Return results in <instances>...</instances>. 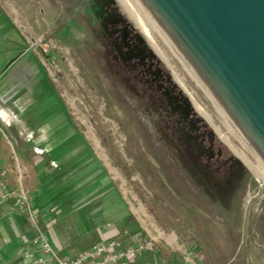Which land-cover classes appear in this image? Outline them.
Masks as SVG:
<instances>
[{
  "label": "rangeland",
  "instance_id": "obj_1",
  "mask_svg": "<svg viewBox=\"0 0 264 264\" xmlns=\"http://www.w3.org/2000/svg\"><path fill=\"white\" fill-rule=\"evenodd\" d=\"M0 11L45 69L75 146L107 169L129 217V229L105 214L89 220L101 224L98 239L73 257L52 247L58 257L69 262L118 238L143 241L133 264H264L263 182L197 111L118 0H0ZM35 252L28 258L38 264Z\"/></svg>",
  "mask_w": 264,
  "mask_h": 264
},
{
  "label": "crops",
  "instance_id": "obj_2",
  "mask_svg": "<svg viewBox=\"0 0 264 264\" xmlns=\"http://www.w3.org/2000/svg\"><path fill=\"white\" fill-rule=\"evenodd\" d=\"M24 46L17 29L0 11V61H5L0 66L2 117L17 146L31 210L54 250L73 257L82 251L85 238L89 237L87 243L91 235L100 236L101 224L95 228L89 220L105 214L112 227L121 222L129 229V217L124 216L107 169L91 152L75 146L78 134L63 103L37 56L27 47L22 50ZM7 152L0 140V164L15 174ZM34 238L26 215L9 204L0 207V264H35L22 255L25 249L37 255ZM43 264L50 263L46 259Z\"/></svg>",
  "mask_w": 264,
  "mask_h": 264
},
{
  "label": "water",
  "instance_id": "obj_3",
  "mask_svg": "<svg viewBox=\"0 0 264 264\" xmlns=\"http://www.w3.org/2000/svg\"><path fill=\"white\" fill-rule=\"evenodd\" d=\"M264 174V0H128Z\"/></svg>",
  "mask_w": 264,
  "mask_h": 264
},
{
  "label": "built area",
  "instance_id": "obj_4",
  "mask_svg": "<svg viewBox=\"0 0 264 264\" xmlns=\"http://www.w3.org/2000/svg\"><path fill=\"white\" fill-rule=\"evenodd\" d=\"M0 109V137L5 141L10 159L15 166V174H11V170L0 164V207L5 204L11 205L15 210L26 215L27 220L35 233V239L32 245L35 250H39L42 254L36 260V263L43 264L46 261L45 255L53 257L55 264H133L136 258L141 254L145 245L129 246L122 249L119 241L114 240L108 245H95L91 250L82 252L71 261H66L56 255L52 245L50 244L48 235L40 225L36 214L31 210L30 198L24 185V177L19 168L18 153L12 143V138L8 137L2 128V124L9 126L2 117ZM34 152H39L34 149ZM171 244V243H169ZM24 258L33 257V253L28 250L24 254ZM32 259V258H29Z\"/></svg>",
  "mask_w": 264,
  "mask_h": 264
},
{
  "label": "bare ground",
  "instance_id": "obj_5",
  "mask_svg": "<svg viewBox=\"0 0 264 264\" xmlns=\"http://www.w3.org/2000/svg\"><path fill=\"white\" fill-rule=\"evenodd\" d=\"M125 12L128 14L130 20H132L141 33L146 37L154 51L164 61L170 70L173 72L176 80L182 87V89L191 97L197 111L202 115L203 118L209 123L211 127L221 136L222 140L235 152L239 157L249 165L252 172L260 179L264 184V174L258 168V166L253 162V160L247 155V153L242 149V147L237 143V141L232 137V135L226 130V128L221 124V122L216 118V116L210 111V109L205 105V103L200 99V97L194 92V90L189 86V84L184 80L182 75L179 73L177 68L174 66L170 58L167 56L165 51L162 49L160 44L157 42L155 37L152 35L148 27L145 25L143 20L140 18L138 13L135 11L133 6L128 0H118ZM144 214V212H143ZM170 243L175 242L174 236H169ZM169 242V241H168Z\"/></svg>",
  "mask_w": 264,
  "mask_h": 264
},
{
  "label": "trees",
  "instance_id": "obj_6",
  "mask_svg": "<svg viewBox=\"0 0 264 264\" xmlns=\"http://www.w3.org/2000/svg\"><path fill=\"white\" fill-rule=\"evenodd\" d=\"M64 26H65V23H62V25L60 26V29H62ZM88 239H89V237L85 238L84 241H83V244H84ZM116 239H117V241H119V242L121 243V241H120L118 238H116ZM141 240H143V239H141ZM121 245H122V244H121ZM93 246H94V245H93ZM93 246L88 247L87 250H85L84 252L91 250ZM127 247H129V245H125V246L122 245V249H125V248H127ZM137 258H138V257H137ZM137 258H136V259H137Z\"/></svg>",
  "mask_w": 264,
  "mask_h": 264
},
{
  "label": "flooded vegetation",
  "instance_id": "obj_7",
  "mask_svg": "<svg viewBox=\"0 0 264 264\" xmlns=\"http://www.w3.org/2000/svg\"><path fill=\"white\" fill-rule=\"evenodd\" d=\"M213 146H215V145H213ZM215 151L218 152V153H220L221 156L224 155V154H226V149L225 148H222V146H216L215 147Z\"/></svg>",
  "mask_w": 264,
  "mask_h": 264
}]
</instances>
